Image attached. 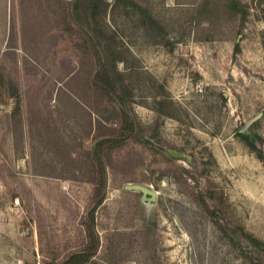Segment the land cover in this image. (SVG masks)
<instances>
[{
	"label": "rangeland",
	"instance_id": "1",
	"mask_svg": "<svg viewBox=\"0 0 264 264\" xmlns=\"http://www.w3.org/2000/svg\"><path fill=\"white\" fill-rule=\"evenodd\" d=\"M203 1L0 3V264H264V0Z\"/></svg>",
	"mask_w": 264,
	"mask_h": 264
},
{
	"label": "trees",
	"instance_id": "2",
	"mask_svg": "<svg viewBox=\"0 0 264 264\" xmlns=\"http://www.w3.org/2000/svg\"><path fill=\"white\" fill-rule=\"evenodd\" d=\"M225 3V8L231 10L233 13H238L241 12L243 14V18L245 19L246 15H247V11H243L242 10V6L239 2V0H224ZM205 4H207L208 6V1L205 2V0L203 1V6H201V11L205 12ZM87 9L89 10L90 7L87 6ZM100 78V77H99ZM101 81L103 83V85L105 86V91L110 95H112L113 92H117V86H118V82L113 80L110 71L106 68V66L103 68L102 72H101ZM113 96V95H112ZM126 115V113H123ZM129 130V128H127V123L126 125L122 128V133L121 134H116V136H112V137H107L105 136L104 139H102L99 144L98 147H100L102 149V154L103 156H105L106 152L105 149L109 148L111 146V148L115 147V146H120L123 142L125 137L127 136V131ZM241 136L244 137V140L247 142V144L252 148L255 149L256 148V142L255 140L251 139L249 136V133H240ZM106 166L104 163H102L101 165V174H102V186H105L106 183V175H105V169ZM246 237L250 240V242H252L255 246H258L260 249H262L264 251V241L255 237L252 233H246L245 232ZM83 260V255L82 253H78V254H74L72 255L71 258H69V260L65 263V264H81Z\"/></svg>",
	"mask_w": 264,
	"mask_h": 264
},
{
	"label": "water",
	"instance_id": "3",
	"mask_svg": "<svg viewBox=\"0 0 264 264\" xmlns=\"http://www.w3.org/2000/svg\"><path fill=\"white\" fill-rule=\"evenodd\" d=\"M126 189H128V190L141 191L142 194H143L142 199L144 201H148V203H151V201L156 198V192L153 191L152 189H150L146 185H142V184H131V185H126Z\"/></svg>",
	"mask_w": 264,
	"mask_h": 264
},
{
	"label": "crops",
	"instance_id": "4",
	"mask_svg": "<svg viewBox=\"0 0 264 264\" xmlns=\"http://www.w3.org/2000/svg\"><path fill=\"white\" fill-rule=\"evenodd\" d=\"M5 1H6V0H0V3H1V2H2V3H3V2L5 3Z\"/></svg>",
	"mask_w": 264,
	"mask_h": 264
}]
</instances>
